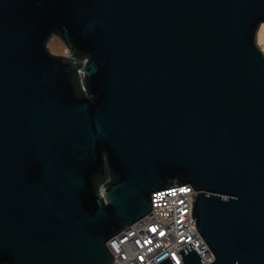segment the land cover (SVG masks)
Returning a JSON list of instances; mask_svg holds the SVG:
<instances>
[{
  "label": "water",
  "instance_id": "1",
  "mask_svg": "<svg viewBox=\"0 0 264 264\" xmlns=\"http://www.w3.org/2000/svg\"><path fill=\"white\" fill-rule=\"evenodd\" d=\"M263 23L264 0H0V264H112L173 186L211 264H264Z\"/></svg>",
  "mask_w": 264,
  "mask_h": 264
},
{
  "label": "built area",
  "instance_id": "2",
  "mask_svg": "<svg viewBox=\"0 0 264 264\" xmlns=\"http://www.w3.org/2000/svg\"><path fill=\"white\" fill-rule=\"evenodd\" d=\"M193 194L190 186H173L153 194L150 214L108 242L112 264H159L167 258L182 264L177 253L190 244L211 264L213 257L192 219Z\"/></svg>",
  "mask_w": 264,
  "mask_h": 264
},
{
  "label": "rangeland",
  "instance_id": "3",
  "mask_svg": "<svg viewBox=\"0 0 264 264\" xmlns=\"http://www.w3.org/2000/svg\"><path fill=\"white\" fill-rule=\"evenodd\" d=\"M256 44L264 56V23L257 32ZM47 49L52 56L68 57L69 55L66 45L58 36H52L50 38L47 42Z\"/></svg>",
  "mask_w": 264,
  "mask_h": 264
},
{
  "label": "trees",
  "instance_id": "4",
  "mask_svg": "<svg viewBox=\"0 0 264 264\" xmlns=\"http://www.w3.org/2000/svg\"><path fill=\"white\" fill-rule=\"evenodd\" d=\"M86 59H87L86 56H82V57L77 58L79 65L80 66H84L85 65L84 62H85ZM72 80H73V82H74V84H75V86L77 88V92L78 93L82 94L83 92L86 91L85 84H84V82L81 81V77L78 74H74L72 76ZM95 186H96L97 189H100L103 186L102 181H100L99 179H96Z\"/></svg>",
  "mask_w": 264,
  "mask_h": 264
}]
</instances>
